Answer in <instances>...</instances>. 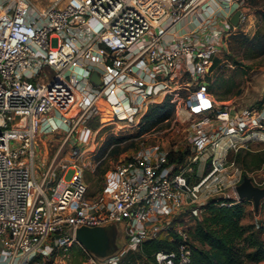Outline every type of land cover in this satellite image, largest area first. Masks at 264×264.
<instances>
[{"label": "built area", "instance_id": "built-area-1", "mask_svg": "<svg viewBox=\"0 0 264 264\" xmlns=\"http://www.w3.org/2000/svg\"><path fill=\"white\" fill-rule=\"evenodd\" d=\"M232 7L242 10L239 24L249 20L248 0H232ZM213 8V0H51L46 7L33 0H0L5 264H70L76 243L85 251L82 264H194L186 224L201 217L208 198L243 180L230 149L239 150L245 137L264 139L256 135L264 125V105L236 110L230 98L208 89L214 60L226 51L231 34L228 28L205 27ZM199 11L211 18L181 31L187 23L198 24ZM166 98L175 104L169 128L197 118L188 131L192 151L181 164L166 149L139 151L115 169L114 187L97 193L90 192L81 166L67 181L65 171L75 165L60 169L59 162L42 161L44 174L36 175L31 160L46 133L68 129L77 159L82 139L93 150L104 127L134 131L150 105ZM206 161L207 171L199 167ZM112 221L127 233L113 254H94L75 235L78 224ZM161 230L174 246L157 250L148 261L133 259Z\"/></svg>", "mask_w": 264, "mask_h": 264}, {"label": "rangeland", "instance_id": "rangeland-1", "mask_svg": "<svg viewBox=\"0 0 264 264\" xmlns=\"http://www.w3.org/2000/svg\"><path fill=\"white\" fill-rule=\"evenodd\" d=\"M39 7H46L50 4L51 0H33ZM254 3H253V2ZM249 6L253 8L250 13L256 14V17H250L245 22L247 32L240 30L229 35L227 40V49L220 53L219 61L212 68L208 76V89L213 91L217 98L221 96L230 98L236 110L249 106H263L264 105V50L262 47L257 46L256 41H247L243 36L253 38L257 33H264V19L259 15L258 9L264 8V0H248ZM252 3V4H251ZM253 31V32H252ZM224 94V95H221ZM235 110V111H236ZM175 114V112H174ZM174 116V115H173ZM165 122L160 123L158 126L143 130V124L134 131H113V124L101 129L97 136V149L86 150L88 142L81 140L82 154L79 158L75 159L72 154V147L74 139L68 136V129L59 126L56 130L50 131L43 135L40 140L36 155L31 160L32 166L37 176H42L44 171L42 166H47L59 162L58 168H63L65 165L71 164L75 167L68 166L64 178L70 180L74 174L75 169L79 166L84 169V178L89 183L90 192L97 193L101 190H108L115 185V169L121 164L123 158L133 155L139 151L153 148V149H166L172 157L179 159L178 164L184 162V159L192 151V144L188 138L189 126L197 121L196 117L188 118L181 122H176L173 128H169L172 124V118ZM98 117V116H95ZM93 118V117H92ZM94 125L98 124V119H93ZM264 123V122H263ZM257 136L264 137V125L258 127ZM245 130H242L244 133ZM75 133V132H74ZM73 134V133H72ZM126 135L124 139L119 142L120 152H111L110 148L116 143H108L106 147L105 142L110 136ZM255 135V136H256ZM252 136V135H249ZM248 138V137H247ZM243 138L239 145V151L242 148L250 149V159L252 160L248 165H241L237 157H234L235 164L242 167L244 174L251 176L254 183L264 185V143L260 147L249 146L251 140H263L253 137V139ZM255 138V139H254ZM115 148V147H113ZM96 149V152L94 150ZM238 150H236L237 152ZM93 158L97 162L94 165L89 162ZM72 159H74L72 161ZM45 161V164L42 163ZM209 161V160H208ZM200 163L199 167L204 168L206 171L211 169L209 162ZM99 164V167H98ZM108 167L107 171L102 169ZM70 169V170H68ZM65 181L62 182L64 184ZM226 192H221L210 198L222 197L225 199L232 198L235 201L245 202L248 207L247 222L252 227L248 234H254L247 242L251 243L253 238L262 239L264 241V197L260 201L259 208L256 209L254 200L248 197H241L237 188L228 185L225 188ZM208 202V201H207ZM234 202V201H233ZM258 211V212H257ZM185 212L180 214L182 221L186 220ZM188 223L190 220H188ZM194 222L187 224L188 229H191ZM191 233V230H190ZM132 258L137 257L145 258L147 261L151 258L147 257L140 251H135L131 254ZM85 257V251L79 243L74 244L70 249L69 263L82 264Z\"/></svg>", "mask_w": 264, "mask_h": 264}, {"label": "trees", "instance_id": "trees-1", "mask_svg": "<svg viewBox=\"0 0 264 264\" xmlns=\"http://www.w3.org/2000/svg\"><path fill=\"white\" fill-rule=\"evenodd\" d=\"M258 13L264 19V8L258 9ZM243 37L250 42L257 40V46L262 47L264 50V33L259 32L250 39L246 36ZM219 60V57L215 58L212 68ZM223 98L227 97H220V99ZM174 112L175 104L169 98L151 104L144 116L145 123L142 129L148 130L160 123L163 124V122L171 119ZM125 136H110L104 147L108 143L116 142L110 148L109 153L120 152L119 142ZM263 143V140H251L249 146L260 147ZM246 150L242 148V150L236 152L234 148H231L229 156L231 158L237 157L238 162L246 166L252 161L250 159V149ZM107 169L109 168L104 166L102 170L107 171ZM232 201V198L225 199L222 197L208 200L203 214L194 222L190 229L194 264H261L260 261L264 259V241L253 238L251 243L247 242V239L249 240L254 236V234H248L252 225L242 222L247 213V207L242 200ZM173 246V241L166 235L148 238L142 245L144 254L149 258H152L157 250L170 249Z\"/></svg>", "mask_w": 264, "mask_h": 264}, {"label": "water", "instance_id": "water-1", "mask_svg": "<svg viewBox=\"0 0 264 264\" xmlns=\"http://www.w3.org/2000/svg\"><path fill=\"white\" fill-rule=\"evenodd\" d=\"M241 14V9L233 12L231 21L235 25L239 24ZM92 78L98 80V73L94 72ZM236 188L241 197L253 199L256 208H259L260 201L264 197V185L254 183L251 176L245 174ZM75 235L86 249L99 256L115 253L127 237V233L117 221L106 224H78L75 227Z\"/></svg>", "mask_w": 264, "mask_h": 264}, {"label": "crops", "instance_id": "crops-1", "mask_svg": "<svg viewBox=\"0 0 264 264\" xmlns=\"http://www.w3.org/2000/svg\"><path fill=\"white\" fill-rule=\"evenodd\" d=\"M213 9L211 11H209L210 13H215L210 21V23L205 26L208 28V30L211 29H216V30H220L222 28H228L232 33L238 32L240 30H244L247 32V29L245 27V22L247 21H242V23L235 25L232 21H231V16L233 14V12L235 11L232 7V0H213ZM249 10H253V8L251 6H249L248 8V16L249 19L250 17H256V14L250 13L251 11ZM209 12H207L209 14ZM208 14H205L203 11H199L195 16H196V20L198 22V24L196 23H187L185 26H183L181 28V31H189L194 29L197 25H199L201 22H204L206 20H208ZM210 15V14H209ZM253 32V31H252ZM257 209V208H256ZM204 212V211H203ZM258 212V211H257ZM203 214V213H202ZM247 216H248V207H247V213L246 215L243 217L242 222L246 223L247 221ZM188 223V222H187ZM191 223V222H190ZM187 225V224H186ZM192 226V224H191ZM164 236L166 235L165 230H161L158 233V236ZM3 244L2 241L0 240V250H1V260H0V264H5V252L4 250H2ZM261 264H264V259L260 261Z\"/></svg>", "mask_w": 264, "mask_h": 264}, {"label": "bare ground", "instance_id": "bare-ground-1", "mask_svg": "<svg viewBox=\"0 0 264 264\" xmlns=\"http://www.w3.org/2000/svg\"><path fill=\"white\" fill-rule=\"evenodd\" d=\"M68 170H70V169H68Z\"/></svg>", "mask_w": 264, "mask_h": 264}]
</instances>
